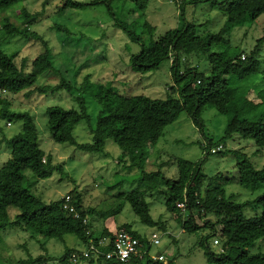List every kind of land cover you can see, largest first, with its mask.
Here are the masks:
<instances>
[{
	"label": "trees",
	"instance_id": "obj_1",
	"mask_svg": "<svg viewBox=\"0 0 264 264\" xmlns=\"http://www.w3.org/2000/svg\"><path fill=\"white\" fill-rule=\"evenodd\" d=\"M22 1L24 0H0V11L19 9L26 16L25 25L16 24L9 16H5L2 19L3 27L0 28V112L2 117L22 122L21 130L17 134L4 139L11 147V157L0 167V244L3 240L1 231L12 224L30 228L33 232L61 241L72 234L83 245L92 237L98 239L103 235H112L110 225H105L101 232L96 233L91 217L101 212L96 207L85 208L81 193L75 192L74 195L68 192L80 214L76 217L64 208V197L46 202L27 183L28 170L38 179L48 178L56 170L61 173L65 171L62 164L53 162L50 153L44 160L34 115L28 110L11 108L9 93L27 90L26 95L31 96L34 92L45 94L66 90L79 103L82 111L73 107L66 109L59 105L48 107L47 125L53 140L58 143H77V138L67 128V117L79 116L80 120L85 119L89 123L93 134L91 142L79 145L91 146L92 151L109 154L105 151L107 141L116 142L122 150L118 162H125L124 165L129 170H136L133 173L136 176L132 180L138 182L135 189L120 192L118 197L131 204L140 221L149 226L164 227L162 221L153 218L148 201L149 195H162L166 208L178 214L180 225L182 219L186 220L187 233L197 231L203 223L212 228L213 232L201 240L210 264H264V253L251 251L257 241L264 239V193L253 200L237 202L225 189L232 180L255 190L264 185V165L258 167L252 160V154L243 148L232 149L236 158L233 177L223 173L209 176L202 171L200 163L194 164L187 159L177 160V178L166 176L161 169H145L150 155L149 147L158 142L165 127L176 121L182 112H186L203 131L205 124L202 111L206 107L216 108L228 117L225 133L216 146L209 142L211 153L223 150L228 140L237 142L243 138L258 149L264 148V97L257 100L249 95L252 84H255L254 78L261 68L260 54L264 36L258 39L257 45L250 51L238 49L230 38L231 31L236 27L254 21L264 14V0H192L191 2L196 4L207 2L226 15L225 24L216 32L201 30L196 22L187 20L183 16L184 2L181 7V25L157 39L149 40L145 39L144 33H139L132 26L121 22L117 9L124 0H64L58 6L62 12L68 7L105 5L116 25L121 26L129 38L141 46L140 51L131 56V62L139 72L156 70L164 62L173 60L171 71L175 84L165 98H154L148 94H120L111 83L94 81L90 74L79 86L68 82L64 76H61L57 85H38L42 74L47 71L59 72V69L51 59L49 41L30 27L37 20L38 13H31L25 6L15 7ZM135 1L136 11L145 9L151 0ZM56 27L63 28L60 24ZM15 36L25 40L35 38L42 45L43 51L32 61L30 70H27L25 60L21 66L17 63V52H7L3 48V44ZM202 59L209 63L206 71L200 70ZM232 76L252 84L247 87L234 86L231 84ZM259 93L264 96V86ZM87 95L96 99L101 107L96 127L93 126L92 116L86 108ZM119 118H129L131 121L117 122L108 130L102 129V124ZM130 177L132 178V175ZM181 201H187L192 215L183 217L181 209L177 206ZM11 207L19 210L15 219L11 217ZM247 207L261 208L262 212L248 216L245 214ZM206 217L212 219L205 222L203 219ZM218 225H221V228L217 229ZM119 228L132 233L148 246V237L129 224H123ZM214 236L221 237L223 251L216 252L211 248L209 239ZM109 250V247L105 248V251ZM78 251V246L68 247L61 257L63 264H78L82 259L71 260L72 253ZM48 259L44 254L36 257L30 255L18 259L16 264H44ZM94 260L90 259L91 262ZM97 261L99 264H165L163 261L152 260L149 255L144 260L132 258L126 262L108 260L101 256ZM0 264L11 263L0 261Z\"/></svg>",
	"mask_w": 264,
	"mask_h": 264
},
{
	"label": "rangeland",
	"instance_id": "obj_2",
	"mask_svg": "<svg viewBox=\"0 0 264 264\" xmlns=\"http://www.w3.org/2000/svg\"><path fill=\"white\" fill-rule=\"evenodd\" d=\"M63 1L24 0L15 6L17 8L25 6L31 13H38L37 20L30 27L32 31L43 35L49 41L51 59L54 66L59 69V72L47 71L42 74L38 79V85H57L61 81V76H64L68 82L79 86L90 74L94 81L103 80L111 83L120 94H148L154 98L167 96L175 84L171 71L173 60L170 59L156 70L147 73L137 71L131 62V56L139 52L141 46L133 42L121 26L116 25L105 5L98 4L87 8L68 7L60 12L58 6ZM191 1L151 0L145 9L135 11L136 1L124 0L117 9V15L122 23L132 26L139 33H144L146 40L157 39L181 25V7L185 2L183 16L200 25L201 30L216 32L222 28L226 22V15L222 11L211 7L207 2L196 4ZM5 16H9L16 24L25 25L26 16L19 9L0 11V28L3 27L2 19ZM146 21L148 24H144ZM58 24L63 28L56 27ZM263 36L264 14L254 21L236 27L230 33L233 44L238 49L246 51L255 48L258 39ZM3 48L7 52H17V63L21 66L25 60L27 70L31 69L32 61L43 51L37 39L25 40L17 36L9 38L3 44ZM260 59L261 68L254 78L255 84L245 82L237 76L230 77L234 86L247 87L252 84L249 95L257 100L264 97L263 93H259L264 86V43L261 46ZM208 64L207 60L202 59L200 70L206 71ZM26 93L27 90L9 93L11 108L28 110L34 115L40 134V151L44 160L50 153L53 162L62 164L65 171L61 173L56 170L50 177L38 179L31 170H28L27 183L36 194L42 196L46 202H51L68 192L73 194L79 192L83 196L85 208L96 207L101 212L91 217L96 233L101 232L105 225L119 228L123 224H129L148 238L153 232H159L161 242L151 247L152 253H163L171 264H210L206 249L201 245V240L213 232L210 226H205L203 223L197 231L182 232L178 214L166 208L164 197L159 194L149 195L148 201L153 218L162 221L164 227L149 226L140 221L129 202L119 199L120 192L132 191L138 186V182L132 180L136 176L133 174L136 170H129L124 165L125 162H118L122 150L116 142L107 141L105 151L109 154L92 151L91 146L79 145V143L87 144L93 139L89 123L85 119L80 120L79 116L67 117V128L77 138V143L71 141L58 143L53 140L47 125V108L59 105L66 109L73 107L82 111L79 103L69 92L66 90L45 94L34 92L31 96H27ZM178 93L176 86V95ZM86 108L92 116L93 126L96 127L101 107L96 99L87 95ZM202 118L205 124L203 131L186 112H182L176 121L167 125L158 142L149 147L150 155L146 161V171L161 169L166 176L177 178V160L187 159L194 164L200 163L202 171L209 176L223 173L225 176L233 177L236 168V158L232 152L234 148H243L247 153L252 154V160L258 167L264 165V148H256L243 137L237 142L228 140L223 150L211 153L210 144L215 147L219 142L225 133L228 117L218 112L216 108L206 107L202 111ZM9 121L12 122L10 125ZM130 121L129 118L114 119L102 124V129L108 130L117 122ZM21 127L20 120L2 117L0 112V167L11 157V147L4 140L5 137L17 134ZM120 180L122 182L118 184ZM225 189L237 202L253 200L264 193V185H260L255 190L242 185L237 180H232ZM17 212H19L17 208H10L12 219H15ZM261 212V208L245 209V214L248 216ZM211 219L206 217L203 221ZM219 228L221 225L217 226V229ZM1 235L3 240L0 244V261H10L11 264H16L20 258H27L30 255L36 257L41 254L49 257L44 264H63L61 257L68 247L75 245L79 249L83 247L82 242L75 235L69 234L64 241H61L16 224L3 229ZM209 244L214 251L220 252L222 243L214 244V238L211 237ZM251 251L264 253V239L257 241L255 246L251 247ZM78 264L99 263L81 260Z\"/></svg>",
	"mask_w": 264,
	"mask_h": 264
},
{
	"label": "built area",
	"instance_id": "obj_3",
	"mask_svg": "<svg viewBox=\"0 0 264 264\" xmlns=\"http://www.w3.org/2000/svg\"><path fill=\"white\" fill-rule=\"evenodd\" d=\"M9 124L11 123L9 122ZM63 197L64 208L73 213L76 217H79L80 214L72 202L71 195L67 193L66 195H63ZM177 206L181 209L183 217H186L192 213V210H190L188 207L187 201L178 202ZM110 231H112L111 236L103 235L98 239L93 237L90 238L89 241L85 243L78 252L72 253L71 260L79 261V259L90 260L94 258L95 261H97L101 256H105V258L108 260L126 262L132 258L144 260L146 256L149 255L152 260H159L163 261L164 263H168V260L163 253L155 254L151 252V247L153 245H159L161 242V236L159 232H153L151 234V236L148 238L149 241L147 246L139 238L135 237L132 233L124 230L123 228L110 227ZM181 231L187 233L185 219H182ZM220 243V238L218 236L215 237L214 244L219 245ZM108 247L110 250L105 251V248ZM221 250L223 251L222 248Z\"/></svg>",
	"mask_w": 264,
	"mask_h": 264
},
{
	"label": "clouds",
	"instance_id": "obj_4",
	"mask_svg": "<svg viewBox=\"0 0 264 264\" xmlns=\"http://www.w3.org/2000/svg\"><path fill=\"white\" fill-rule=\"evenodd\" d=\"M10 123H12L11 121H9ZM10 125V124H9ZM215 237H217V236H215ZM215 237H213V238H215ZM220 238V237H219ZM220 240H222L221 238H220ZM222 243V242H221ZM222 250H220V252H221ZM167 260H168V263H165V264H169L170 263V260L167 258ZM95 261V260H94Z\"/></svg>",
	"mask_w": 264,
	"mask_h": 264
},
{
	"label": "crops",
	"instance_id": "obj_5",
	"mask_svg": "<svg viewBox=\"0 0 264 264\" xmlns=\"http://www.w3.org/2000/svg\"><path fill=\"white\" fill-rule=\"evenodd\" d=\"M111 227V226H110ZM112 228V227H111ZM83 245V244H82ZM75 246H77V245H75Z\"/></svg>",
	"mask_w": 264,
	"mask_h": 264
}]
</instances>
